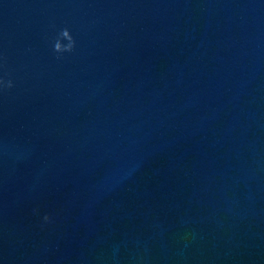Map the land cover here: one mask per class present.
<instances>
[{
	"label": "water",
	"instance_id": "obj_1",
	"mask_svg": "<svg viewBox=\"0 0 264 264\" xmlns=\"http://www.w3.org/2000/svg\"><path fill=\"white\" fill-rule=\"evenodd\" d=\"M0 264L168 263L77 207L0 147Z\"/></svg>",
	"mask_w": 264,
	"mask_h": 264
},
{
	"label": "clouds",
	"instance_id": "obj_2",
	"mask_svg": "<svg viewBox=\"0 0 264 264\" xmlns=\"http://www.w3.org/2000/svg\"><path fill=\"white\" fill-rule=\"evenodd\" d=\"M60 37L61 38H68L69 43L67 45H65V44H62L60 42V39H57V41L55 42V45H54V50L56 52L71 51L73 49V46H74V41H73V38L70 35V32L67 28L61 30ZM8 86L9 87L11 86V81L8 82ZM44 219L48 220V217L45 216Z\"/></svg>",
	"mask_w": 264,
	"mask_h": 264
}]
</instances>
